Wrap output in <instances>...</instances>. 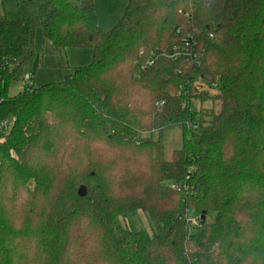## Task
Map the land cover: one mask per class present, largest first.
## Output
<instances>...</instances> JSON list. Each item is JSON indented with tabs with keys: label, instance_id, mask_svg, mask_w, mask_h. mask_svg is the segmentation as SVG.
Returning a JSON list of instances; mask_svg holds the SVG:
<instances>
[{
	"label": "trees",
	"instance_id": "trees-1",
	"mask_svg": "<svg viewBox=\"0 0 264 264\" xmlns=\"http://www.w3.org/2000/svg\"><path fill=\"white\" fill-rule=\"evenodd\" d=\"M33 1L0 17V264H264V0H128L107 32L93 0ZM38 28L90 64L34 87Z\"/></svg>",
	"mask_w": 264,
	"mask_h": 264
},
{
	"label": "rangeland",
	"instance_id": "rangeland-1",
	"mask_svg": "<svg viewBox=\"0 0 264 264\" xmlns=\"http://www.w3.org/2000/svg\"><path fill=\"white\" fill-rule=\"evenodd\" d=\"M127 2L128 0H93L95 15L101 30L107 32L116 24ZM36 13L37 8L33 0H0V17L25 19L35 17ZM33 49L42 56L41 65L32 77L33 86L36 88L61 82L65 76L72 72V69L87 66L91 62L92 53L90 50L56 49L43 37L39 28L35 31ZM21 90V83H9L7 95L9 97L16 96ZM192 105L202 112L203 118L206 120L220 110V105L215 100H194ZM162 136L164 158L166 161H170L172 153L179 150L182 145L180 130L178 128L165 130ZM152 137L156 139L157 133H153ZM152 223L141 212H136L134 215L120 220V224L124 228H132L149 234H151Z\"/></svg>",
	"mask_w": 264,
	"mask_h": 264
},
{
	"label": "built area",
	"instance_id": "built-area-1",
	"mask_svg": "<svg viewBox=\"0 0 264 264\" xmlns=\"http://www.w3.org/2000/svg\"><path fill=\"white\" fill-rule=\"evenodd\" d=\"M174 33L177 34V35H180V29H178V28L175 29ZM191 46L192 45L190 43L184 42L183 46L181 48L177 47V48L173 49V52L169 55V58L174 60V61L182 59V58H184L185 61L193 60L195 58V55L191 52V49H192ZM135 63L137 64V62H135ZM152 63H153V56L150 59H146L144 61L143 66H148L149 67V66L152 65ZM28 85H30V80H29V76L26 75L24 77L23 86H28ZM7 123H8L7 121L3 122V126H6ZM171 188L173 190H179L180 187H179L178 184H173V185H171ZM187 222H188V225H189L188 227H190L192 225L194 226L197 223V219L193 218V217H189L187 219Z\"/></svg>",
	"mask_w": 264,
	"mask_h": 264
},
{
	"label": "water",
	"instance_id": "water-1",
	"mask_svg": "<svg viewBox=\"0 0 264 264\" xmlns=\"http://www.w3.org/2000/svg\"><path fill=\"white\" fill-rule=\"evenodd\" d=\"M81 191H83L82 194H81ZM77 193H78V195H80V194H81V195H84V193H85V189H84L83 187H80ZM200 216H201V217H200L201 223H203L204 218H205V212L203 211V212L201 213Z\"/></svg>",
	"mask_w": 264,
	"mask_h": 264
}]
</instances>
